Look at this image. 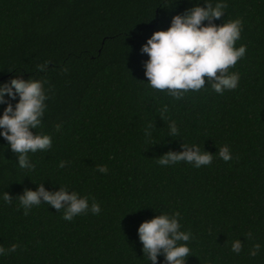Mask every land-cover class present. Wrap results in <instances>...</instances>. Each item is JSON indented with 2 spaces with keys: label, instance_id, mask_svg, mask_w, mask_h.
Listing matches in <instances>:
<instances>
[{
  "label": "trees",
  "instance_id": "obj_1",
  "mask_svg": "<svg viewBox=\"0 0 264 264\" xmlns=\"http://www.w3.org/2000/svg\"><path fill=\"white\" fill-rule=\"evenodd\" d=\"M195 3L204 0H0V83L45 81L37 131L52 138L48 150L28 153L34 167L21 169L0 137V193L11 198L0 199V247L17 244L0 264H152L136 229L161 211L178 212L191 233L185 264H264V0H224L225 13L213 21L242 20L236 44L246 52L230 68L240 74L237 88L218 94L206 80L173 99L144 75L141 44ZM170 120L176 136L168 135ZM185 142L212 152L211 163L156 162ZM224 144L229 161L215 153ZM38 183L74 188L100 212L64 220L42 202L25 215L17 196ZM235 238L238 254L230 249ZM254 241L261 248L250 257ZM156 264H167L163 254Z\"/></svg>",
  "mask_w": 264,
  "mask_h": 264
},
{
  "label": "clouds",
  "instance_id": "obj_2",
  "mask_svg": "<svg viewBox=\"0 0 264 264\" xmlns=\"http://www.w3.org/2000/svg\"><path fill=\"white\" fill-rule=\"evenodd\" d=\"M224 0H204L192 4L182 13L171 16L166 28H159L146 38L140 50L147 54L143 62L144 75L151 88L166 92L173 99H180L185 93L196 92L205 88V81L213 92L222 94L225 91L237 88L240 74L230 70L236 62L244 57L246 45L236 42L241 38L243 27L240 17L225 19L222 23H214L225 13ZM47 61L38 64L44 68ZM66 72L67 69L63 68ZM45 81L39 78L12 77L0 83V103L4 104L0 110V137H3L10 150L17 154V165L21 169H31L34 164L28 153L46 151L52 145L51 135L37 131L41 126V117L47 108L48 92L44 87ZM5 94H7L6 99ZM14 100V103L12 102ZM167 106H164V111ZM55 128L60 129V124ZM31 129H36L33 132ZM178 128L174 120L168 122V135L176 136ZM150 130L145 129V135ZM216 156L223 161L232 159L227 144L221 145ZM213 159L212 152L204 150L196 143H183L181 150H168L157 159L161 166L171 165L180 161L190 163L199 168L209 165ZM65 160H60L57 167H64ZM100 173L107 171L106 165H97ZM61 185V184H60ZM61 185L55 191H49L42 184H37L35 190L25 188L17 196L18 205L26 215L28 211L42 202L62 210L64 220H72L82 213L100 212L99 203L93 198L79 193L74 188ZM0 199L11 203L9 193H0ZM178 212L161 211L158 215L142 220L136 229L141 242V250L146 261L156 264L159 254H163L167 264H185V258L190 253L187 242L191 233L182 230L178 220ZM251 239L252 233L245 234ZM242 242L232 239L230 249L233 253H240ZM16 243L7 249L0 247V255L14 251ZM261 248L258 241H254L248 249V255L254 257Z\"/></svg>",
  "mask_w": 264,
  "mask_h": 264
}]
</instances>
